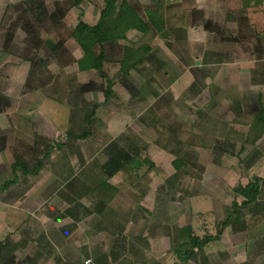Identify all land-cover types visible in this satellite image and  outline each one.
<instances>
[{
  "label": "rangeland",
  "instance_id": "374dc122",
  "mask_svg": "<svg viewBox=\"0 0 264 264\" xmlns=\"http://www.w3.org/2000/svg\"><path fill=\"white\" fill-rule=\"evenodd\" d=\"M121 4L146 23V32L116 35ZM107 5L104 29L112 38L92 48L104 54L98 69L72 31L79 20L95 26ZM200 5L0 0V41L16 42L21 56L35 53L39 61L31 72L46 68V92L56 104L48 110L40 152L35 147L33 158L21 162L32 170L43 158L47 191L60 189L42 204H28V216L47 210V221L28 218L29 226L18 228L19 241H38L14 261L42 246L44 262L54 261L47 264L56 256L58 264L86 256L98 264H264V185L259 182L256 198L245 204L236 191L264 179V91L241 89L227 65L236 32L231 23L217 31L215 17L207 22ZM203 18L209 34L201 40ZM103 74L112 83L107 99ZM48 147L54 149L46 155ZM117 149L127 152L128 163L112 172L106 167ZM58 229L60 242L52 238ZM40 230L52 241H43ZM190 236L215 239L183 262L174 250L190 249L181 246ZM53 242L58 251L49 250Z\"/></svg>",
  "mask_w": 264,
  "mask_h": 264
},
{
  "label": "crops",
  "instance_id": "0c3cea01",
  "mask_svg": "<svg viewBox=\"0 0 264 264\" xmlns=\"http://www.w3.org/2000/svg\"><path fill=\"white\" fill-rule=\"evenodd\" d=\"M217 1L200 0V12L202 16H207L204 17L207 22L215 17L217 31L224 32L222 27L231 23V31L236 34L231 38L233 50L231 53L226 52L227 65H232L233 71L237 72L236 80L242 90H257L260 95L264 91V0H224L220 6H217ZM215 7L219 9V16L213 13ZM204 18L199 28L201 35L205 32L201 40L209 34ZM192 26L187 29L189 36L192 34ZM7 32L9 36L15 37L14 31ZM220 39L226 41L229 38L223 35ZM21 50L22 47L18 48L16 42L0 41V264H47L54 261L48 258L44 262L43 256L47 253L42 246H34L33 252H26L23 260L17 261V258L14 261V257L21 254L22 248L25 247L27 251L32 243L38 241L30 238L19 241L18 228L25 224L28 227V218L34 223L43 224L47 221V210L44 214V211H40V217L28 216L32 208L28 204L43 203L50 192L60 189L56 186V190L47 191L50 185L47 184L46 173H42L45 172L43 164L37 171L35 167L30 170L25 165L13 168L15 161L25 163V160L33 158L30 154L35 147L40 152V145L46 140L43 136L48 133V127L43 126L48 122L47 113L53 103L46 92L48 79L42 75V71L47 73L46 68H39L42 71L38 73L31 72V67L36 68L39 59L35 58L33 51L28 57L21 56ZM33 171L36 173L33 174ZM34 176H40V179ZM9 181L12 183L2 188ZM42 231L43 241L51 242L48 233ZM52 238L59 242L64 240L59 229L52 233ZM51 244L54 248L48 247L49 250L58 251L55 243ZM56 257L58 260L55 264H58L61 257Z\"/></svg>",
  "mask_w": 264,
  "mask_h": 264
},
{
  "label": "trees",
  "instance_id": "16d2710c",
  "mask_svg": "<svg viewBox=\"0 0 264 264\" xmlns=\"http://www.w3.org/2000/svg\"><path fill=\"white\" fill-rule=\"evenodd\" d=\"M83 0H72V4L75 6H78L82 3ZM110 2L108 1V4ZM123 5V4H121ZM125 5V6H124ZM123 5V12L119 14L117 17V24H119V28L116 30V35H120L127 29L134 28L141 32H146L148 30V26L146 23L139 18L130 8L129 5L124 4ZM121 10V6H120ZM108 14V5L104 7V9L101 12V17L98 20L97 24L95 26H88L82 20H79L76 24L74 30L72 31V37L76 40V42L81 47L84 57L88 58L90 57L93 60V67L95 68H101L102 61L104 59L103 51L100 49L99 54H95L94 50L92 49L96 44L102 45L108 40H111V32L107 29H104V19ZM151 23L155 24L154 19L152 17L149 18ZM103 77L106 79V87L104 91V96L107 99L111 94V86L112 83L109 78H107L104 74ZM60 147L59 144H57V147ZM54 149V147H48L46 151V155L50 154L51 151ZM127 152L124 149H117L114 153L110 155L109 158V164L111 166L106 167L107 170H112V172H116L123 168L125 163H128V160L126 159ZM43 158H40L38 162L35 165V171L38 170L40 166H42ZM23 162L21 161H15L13 164V168L15 167H23ZM33 174L36 172H32ZM259 182L264 185V179H256L252 182H249L245 187L238 186L237 192H239L241 195H243L246 198V201L243 202L245 204L246 202H251L256 198V194L258 191ZM12 181L6 182L3 184L2 188L8 187ZM215 237L209 236L204 239H200L198 236H190L188 241L182 242L181 246H190V249H187L186 247H178L174 250V254L176 258L180 261H187L193 253L194 248H203L206 246L209 242L214 240ZM88 257V256H86Z\"/></svg>",
  "mask_w": 264,
  "mask_h": 264
},
{
  "label": "built area",
  "instance_id": "2783aa9c",
  "mask_svg": "<svg viewBox=\"0 0 264 264\" xmlns=\"http://www.w3.org/2000/svg\"><path fill=\"white\" fill-rule=\"evenodd\" d=\"M71 264H98L92 257H83L79 261Z\"/></svg>",
  "mask_w": 264,
  "mask_h": 264
}]
</instances>
